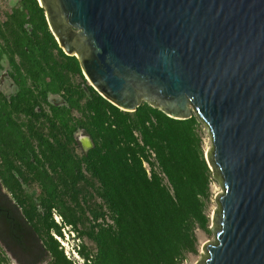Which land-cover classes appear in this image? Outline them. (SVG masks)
Returning <instances> with one entry per match:
<instances>
[{"label":"trees","instance_id":"16d2710c","mask_svg":"<svg viewBox=\"0 0 264 264\" xmlns=\"http://www.w3.org/2000/svg\"><path fill=\"white\" fill-rule=\"evenodd\" d=\"M18 2L0 20V68L7 58L21 87L9 99L0 96V173L17 183L39 181L46 193L26 213L27 257L0 243V264H13L10 253L19 264H75L52 234L63 235L53 209L91 243L79 246L86 264H185L199 253L197 230L210 231L213 176L202 122L171 118L147 103L135 112L114 106L87 83L77 58L59 47L38 0ZM24 74L44 85L42 96L26 87ZM41 75L52 80L46 84ZM49 91L63 93L67 103L51 105L53 141L33 126L27 135L13 118L40 119V99ZM79 132L93 141L80 157L74 152ZM40 153L55 166H44Z\"/></svg>","mask_w":264,"mask_h":264},{"label":"water","instance_id":"95a60500","mask_svg":"<svg viewBox=\"0 0 264 264\" xmlns=\"http://www.w3.org/2000/svg\"><path fill=\"white\" fill-rule=\"evenodd\" d=\"M38 2L103 98L202 122L222 192L197 264H264V0Z\"/></svg>","mask_w":264,"mask_h":264},{"label":"flooded vegetation","instance_id":"af4514ba","mask_svg":"<svg viewBox=\"0 0 264 264\" xmlns=\"http://www.w3.org/2000/svg\"><path fill=\"white\" fill-rule=\"evenodd\" d=\"M45 17H46V12H45ZM4 60H6L7 62L6 67H4L3 64ZM14 72L15 69L11 67L8 59L4 58L2 60V67L0 68V96H2L3 98L9 99L12 96L16 95L21 90L20 85L14 81V77L12 76ZM82 73L85 79L87 80V83L91 85L88 79L86 78V74L83 72V70ZM24 78L26 79L27 82L26 87H31L34 95L37 96L43 95L41 92L42 90L41 88L44 85H42V83L35 84L33 82L32 77L29 76L28 74H24ZM71 78L74 81L77 82L80 81L79 77L77 76L72 75ZM39 79L40 81L45 80L46 84H48L52 80L50 76H44V75H41ZM40 100L44 108V115H42L40 119L38 120L34 119V117L28 116L24 113L13 114V118L18 120V122L22 124L23 130L27 135H29V128L33 126L35 127V129L39 131L40 134L51 139L50 137L51 122L49 121V118L53 117V111L51 105L61 107L66 105L67 103L66 100L63 98V93H56L52 91H49L47 93L46 101H43L42 99ZM36 111L41 112V108L37 106ZM77 137L80 142V147H76L74 152L78 157H80L84 153H87L90 149H92L93 141L90 136L84 135L82 132H79L77 134ZM86 137H89L91 139L92 144L89 146H86L84 144V138ZM51 140L53 141V139ZM31 141L36 151L40 152L41 150L40 142L35 138L31 139ZM69 149L72 153V149L71 148ZM40 157L43 159L42 162H44V166H55L54 163L55 160H53V162L51 163L45 157H43L41 153H40ZM0 164H2L1 160H0ZM36 187L38 193L35 194L33 190H35ZM45 193H46L45 188L42 187L39 181L27 183L20 178L19 183H17L15 182V180L11 178L8 172H6L5 175H2L0 173V243L5 245L7 248L8 246L11 247L13 251H17V253L19 255H23V257H27V247H30L32 244V240L28 232L29 229L25 223L27 217L26 213L30 211L32 203L33 202L39 203L40 198ZM38 207L41 208L40 205H38ZM10 256L11 258L16 260V258L13 256L12 253H10Z\"/></svg>","mask_w":264,"mask_h":264},{"label":"rangeland","instance_id":"374dc122","mask_svg":"<svg viewBox=\"0 0 264 264\" xmlns=\"http://www.w3.org/2000/svg\"><path fill=\"white\" fill-rule=\"evenodd\" d=\"M18 6H19L18 0H0V8H1L0 20H2V21L6 20L7 19V12H11L13 9L17 8ZM3 64H4V67L7 66L6 60L3 61ZM203 137H204V148H205V153H206L210 148V138H209V135L206 132V130L203 131ZM33 192H35V194L38 193L37 187L35 188V190H33ZM211 192H212V196H211V200L208 204V208H207V213L210 217V231H203L200 229L197 230V235H198V240H199V253L195 254V255L190 254L188 256V259L186 260L185 264H197L199 262V260L201 259V255L204 253L203 245L206 244L207 242H213L215 239L214 233L211 229L213 226L212 225V217H213L214 211L217 208V204L215 202V197L217 196L218 193L222 192V187L214 178L212 179V182H211ZM71 229L72 228L70 227V230ZM76 235L77 234L75 233V236ZM77 238H78V236L73 238L70 235V246H71L72 242L77 241ZM81 240L88 243L89 245H91V243L88 240H86V239H81Z\"/></svg>","mask_w":264,"mask_h":264},{"label":"built area","instance_id":"2783aa9c","mask_svg":"<svg viewBox=\"0 0 264 264\" xmlns=\"http://www.w3.org/2000/svg\"><path fill=\"white\" fill-rule=\"evenodd\" d=\"M53 218L56 223H58L59 226L62 227L63 235L57 234L53 232V236L60 244V249L64 250V253L66 257L69 260L74 261L75 264H86L85 259H83L80 256L79 250H80V244L82 243V240L78 237L77 241L72 242L70 246V235L75 238V232L71 229L70 226H67L64 222V219L62 215L56 210L53 209ZM90 263V261H88Z\"/></svg>","mask_w":264,"mask_h":264},{"label":"bare ground","instance_id":"6f19581e","mask_svg":"<svg viewBox=\"0 0 264 264\" xmlns=\"http://www.w3.org/2000/svg\"><path fill=\"white\" fill-rule=\"evenodd\" d=\"M84 143L86 146H89L92 144L88 138H84Z\"/></svg>","mask_w":264,"mask_h":264}]
</instances>
